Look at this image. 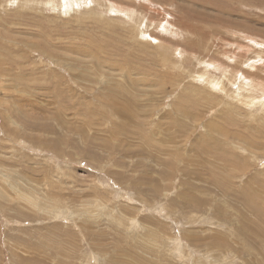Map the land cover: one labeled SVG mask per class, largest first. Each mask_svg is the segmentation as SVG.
<instances>
[{
	"label": "rangeland",
	"instance_id": "374dc122",
	"mask_svg": "<svg viewBox=\"0 0 264 264\" xmlns=\"http://www.w3.org/2000/svg\"><path fill=\"white\" fill-rule=\"evenodd\" d=\"M0 264H264V0H0Z\"/></svg>",
	"mask_w": 264,
	"mask_h": 264
},
{
	"label": "bare ground",
	"instance_id": "6f19581e",
	"mask_svg": "<svg viewBox=\"0 0 264 264\" xmlns=\"http://www.w3.org/2000/svg\"><path fill=\"white\" fill-rule=\"evenodd\" d=\"M114 5V4H113ZM110 6V5H109ZM185 23V22H184ZM205 31V30H204Z\"/></svg>",
	"mask_w": 264,
	"mask_h": 264
}]
</instances>
